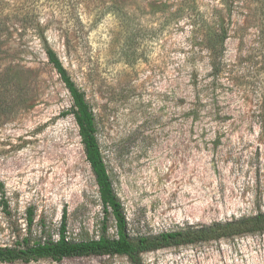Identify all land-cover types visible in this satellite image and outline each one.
<instances>
[{
  "label": "rangeland",
  "instance_id": "rangeland-1",
  "mask_svg": "<svg viewBox=\"0 0 264 264\" xmlns=\"http://www.w3.org/2000/svg\"><path fill=\"white\" fill-rule=\"evenodd\" d=\"M11 1L28 22L10 21L0 37L17 77L0 110V246L57 240L63 209L69 240L101 234L94 176L65 115L71 99L40 34L90 104L130 237L264 212V0ZM207 21L226 34L214 60L201 40ZM142 263L264 264V233L146 252Z\"/></svg>",
  "mask_w": 264,
  "mask_h": 264
},
{
  "label": "trees",
  "instance_id": "trees-1",
  "mask_svg": "<svg viewBox=\"0 0 264 264\" xmlns=\"http://www.w3.org/2000/svg\"><path fill=\"white\" fill-rule=\"evenodd\" d=\"M12 8L13 2L11 0H0V37L4 31H7L6 24L10 21L20 17V21L28 22L27 14H24L22 9ZM40 35L42 49L47 61L58 74L71 99L70 109L65 112V115L72 114L74 118L85 160L94 176L103 213L101 234L97 239L69 240L66 236L67 211L63 209L57 240L45 239L30 242V239L25 237L13 246H0V264L17 262L28 264L39 260L60 262L66 258L106 256H123L127 258L129 264H143L142 254L146 252L264 233V212L260 211L252 216L215 222L207 226L190 225L177 231L163 232L155 236L130 237L123 206L114 192L100 151L97 140V125L90 104L86 100L85 93L76 86L63 67L55 51L48 45L43 35ZM225 35L223 30H216L210 21L204 23L201 40L212 60L222 53ZM7 43V41L0 39V55L8 52V50L2 49ZM3 62L4 58L0 56L1 111L10 106V101L17 89L15 84L17 77L14 67L11 66V60L8 61L7 66ZM211 66L216 68L214 62H211ZM260 119L264 135V108L261 111ZM3 189L4 185L0 182V206L3 211L8 213V202L4 197ZM110 220L115 228V233L112 236L107 235ZM26 221L30 229L33 223V211L30 209L27 211Z\"/></svg>",
  "mask_w": 264,
  "mask_h": 264
}]
</instances>
